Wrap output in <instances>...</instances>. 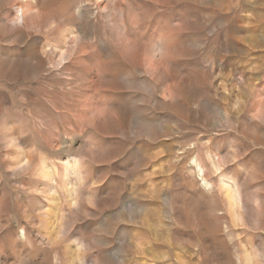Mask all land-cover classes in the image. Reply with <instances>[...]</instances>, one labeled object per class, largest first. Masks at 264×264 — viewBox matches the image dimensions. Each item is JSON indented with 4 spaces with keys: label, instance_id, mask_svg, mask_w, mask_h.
<instances>
[{
    "label": "rangeland",
    "instance_id": "1",
    "mask_svg": "<svg viewBox=\"0 0 264 264\" xmlns=\"http://www.w3.org/2000/svg\"><path fill=\"white\" fill-rule=\"evenodd\" d=\"M0 264H264V0H0Z\"/></svg>",
    "mask_w": 264,
    "mask_h": 264
}]
</instances>
